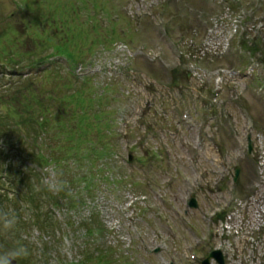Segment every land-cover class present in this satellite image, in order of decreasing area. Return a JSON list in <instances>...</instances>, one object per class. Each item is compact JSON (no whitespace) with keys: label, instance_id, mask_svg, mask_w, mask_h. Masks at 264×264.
<instances>
[{"label":"rangeland","instance_id":"obj_1","mask_svg":"<svg viewBox=\"0 0 264 264\" xmlns=\"http://www.w3.org/2000/svg\"><path fill=\"white\" fill-rule=\"evenodd\" d=\"M85 80L86 114L111 119L104 140L63 107ZM27 91L51 119L63 99L66 132H0V209L19 217L0 230V252H30L13 264H105L98 250L108 264H199L210 249L264 264V0H0V114L15 115ZM35 141L56 161L39 165ZM52 169L73 195L44 192ZM31 186L49 232L23 198Z\"/></svg>","mask_w":264,"mask_h":264},{"label":"trees","instance_id":"obj_2","mask_svg":"<svg viewBox=\"0 0 264 264\" xmlns=\"http://www.w3.org/2000/svg\"><path fill=\"white\" fill-rule=\"evenodd\" d=\"M249 51H252V48H248ZM40 63V62H39ZM38 64V63H37ZM35 64V65H37ZM34 65V66H35ZM30 66V65H28ZM27 67V66H26ZM16 73L19 74L18 71H16ZM86 80L83 81L82 83H80V88L84 86H86ZM76 88V87H74ZM28 92V91H27ZM30 93V95H29ZM83 94V89L81 88L79 91L78 89H74L72 92H70L68 95L63 96L64 99V103L62 102L63 99L59 98L58 96L53 99L54 104H51L55 106V110L58 112V117L55 119H51L48 118V113L50 110V105H48L46 102L43 104V100H38V98L34 97L35 94L34 92H28L29 96H25L24 100L21 102H18V105L15 108V115H13V112H7V113H1L0 114V123L2 122V126H0V132L2 133V135H6L9 133H14V132H22L19 133L21 134V138H27L28 137H32L33 139L36 138L37 136H39V138H41L42 133L46 132L47 129H49V126H53L54 128H60V130H58L57 132H66L65 131V126L62 125V114H61V110H64L63 112L66 114V110L63 107H68V110L71 111V113L74 115L75 113H80L77 114L78 115V120H79V125H78V129H85L86 131H91L92 129L95 131V137L98 140H104V138H101V136H103V134L101 133L102 128H106L109 130L110 125H111V119H107V117L104 119L103 117V113L104 111L101 109H97L94 112H92V114H86V111L84 109V107L88 105H91V101H88L82 96ZM26 99H31L32 101L27 103ZM50 99V98H49ZM90 100H92L91 98H89ZM35 103H34V102ZM60 102L63 103V107L59 106L58 109L56 108L57 104ZM6 103V102H5ZM5 103H1L2 105H4ZM12 104L13 99L10 98V100L7 101V104ZM35 104V105H34ZM73 106V107H72ZM79 107L81 109V112H77L76 109L74 110V107ZM72 118V115L69 116V120ZM103 118V119H102ZM11 120L10 123L9 120ZM8 120V121H7ZM83 122V125L80 126V122ZM4 125V126H3ZM83 132V131H81ZM1 136V134H0ZM80 137V136H79ZM65 138L68 139V141L71 142V138L73 137H68V134L65 135ZM75 140L78 141V138H74ZM79 140L81 141H88V140H92L90 138L87 137H80ZM105 144V143H104ZM35 145H37L36 151H35V155H34V159L35 161H37V163L39 165H44L50 162H55L56 161V157H54L53 155L50 156H44V154H41L40 152H38V149H42L43 147L39 144H36L35 141ZM43 145H45L43 143ZM46 146V145H45ZM73 147V146H72ZM103 147V146H102ZM67 150H69V147H66ZM105 146L102 148L104 149ZM68 152V151H67ZM102 152V150L100 151ZM104 152V151H103ZM96 153H98V151H96ZM12 167H9V173L12 174ZM13 176H15V173L12 174ZM83 177V176H82ZM86 179V178H85ZM13 179H9V182L11 183ZM20 183H24V179L20 178ZM88 183H86L87 186ZM32 186L29 188V192L28 195L25 194V196L23 197L24 199H26L27 203L29 204L30 208L33 210V220L35 221V223L37 225H41V228L43 229V231L45 232H49V228L51 225H53L52 223V216L50 215L51 212H49V208H43V214L41 211V204L36 200V198L33 196L34 192L33 189H31ZM45 192V190H44ZM51 203H55L58 202V198L57 196H49ZM23 199V200H24ZM70 205H74V202L70 201L69 203ZM45 209V210H44ZM36 211V212H35ZM40 211V212H39ZM51 216V217H50ZM52 223V224H51ZM94 232V230L90 229V228H86V232L87 233H91ZM97 233H99L97 231ZM105 251H99L97 252L98 258L100 262H105V264H108V259L105 258Z\"/></svg>","mask_w":264,"mask_h":264},{"label":"clouds","instance_id":"obj_3","mask_svg":"<svg viewBox=\"0 0 264 264\" xmlns=\"http://www.w3.org/2000/svg\"><path fill=\"white\" fill-rule=\"evenodd\" d=\"M40 184L43 189L54 195H58L61 192L67 195H73L71 186L68 181L63 178V172L56 169H52L49 173L42 177ZM37 190H40L39 188ZM19 217L14 209H8L7 211L0 209V230L5 234L13 231L18 224ZM30 255L29 249L24 245H18L10 250L0 252V264H13V261H17L22 258H26Z\"/></svg>","mask_w":264,"mask_h":264},{"label":"water","instance_id":"obj_4","mask_svg":"<svg viewBox=\"0 0 264 264\" xmlns=\"http://www.w3.org/2000/svg\"><path fill=\"white\" fill-rule=\"evenodd\" d=\"M191 206H196V203H195L194 199L191 200ZM210 256L214 257L219 264H224L223 263V260H222V256H221V254H220L219 251H213V252H211L210 253ZM208 259H209V257H207L206 259H204L202 261V264H209V260Z\"/></svg>","mask_w":264,"mask_h":264}]
</instances>
